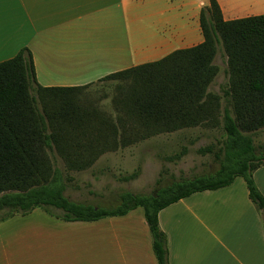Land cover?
Listing matches in <instances>:
<instances>
[{
    "label": "trees",
    "instance_id": "obj_1",
    "mask_svg": "<svg viewBox=\"0 0 264 264\" xmlns=\"http://www.w3.org/2000/svg\"><path fill=\"white\" fill-rule=\"evenodd\" d=\"M199 24L201 43L81 86H40L26 47L1 61L0 222L34 209L63 221H95L141 208L156 261L169 264L160 210L242 177L264 227V196L253 179L264 165V144L256 145L251 135L264 128V14L224 20L217 0H209ZM217 55L224 58L227 80L214 91L220 72ZM98 88L104 91L101 98L109 99L107 107L100 106V97L89 96ZM194 127L222 131L216 147L196 150L213 156L219 164L215 173L174 182L149 195L123 192L119 203L107 208L64 195L67 172L90 168L104 153ZM186 152L183 146L164 159L175 163ZM139 172L137 167L120 180H134Z\"/></svg>",
    "mask_w": 264,
    "mask_h": 264
},
{
    "label": "crops",
    "instance_id": "obj_2",
    "mask_svg": "<svg viewBox=\"0 0 264 264\" xmlns=\"http://www.w3.org/2000/svg\"><path fill=\"white\" fill-rule=\"evenodd\" d=\"M208 2L0 0V62L26 47L40 86L85 85L201 43L199 14ZM217 2L224 20L264 14V0ZM253 179L264 196V165L253 172ZM139 209L95 221L48 220L56 229L85 234L67 238L66 242L78 250L86 243H95L99 250L97 254H59L44 262L158 264L143 210ZM19 221L10 219L8 225ZM158 223L167 236L169 264H264V227L242 177L166 206L158 213ZM11 231L8 242L13 256L7 259V255H0V264L5 259L6 264H18L20 240ZM6 240L4 248L8 247ZM19 264H26L23 251Z\"/></svg>",
    "mask_w": 264,
    "mask_h": 264
},
{
    "label": "rangeland",
    "instance_id": "obj_3",
    "mask_svg": "<svg viewBox=\"0 0 264 264\" xmlns=\"http://www.w3.org/2000/svg\"><path fill=\"white\" fill-rule=\"evenodd\" d=\"M215 63L219 65L220 72L212 89L219 91L227 80L224 72V58L217 55ZM107 90L110 93L112 92V88ZM96 92L99 93L96 94ZM96 92L93 91L89 96L91 95L93 98L100 97V106L107 107L109 99L101 98L104 91L98 88ZM222 135V131L219 129L209 130L203 127H194L170 134H160L125 149L104 153L90 168L84 171H70L65 174L69 180H66L67 185L64 195L74 202L107 208L117 205L123 192L149 195L174 182L192 179L195 176L213 174L218 170L219 164L212 155H200L196 150L206 145L216 147ZM251 135L256 145L264 144V128ZM183 146L187 148V152L180 160L172 163L164 159L167 155L179 152ZM57 161L59 165H62L60 158L57 157ZM137 167H139L140 172L136 179L130 181L120 180L121 176L132 173ZM157 180H159V183H156ZM53 211L56 213L61 212L57 209H53ZM13 218H20V221L12 223V225H16L15 227H11L12 225L9 227L8 222ZM53 218L45 211L35 209L27 215H15L1 221L0 255H7V259L9 257L11 259L13 256V250L10 251L11 246L8 242L11 230H13L11 234L18 236L20 240L18 242V264L22 251L26 253V264H48L44 261H51V259L53 261L54 258L62 254L67 256V254L79 253L80 251H87L85 254L98 253L97 250L99 249L98 246H95V243H86L82 250H78V246H75V244L67 243L68 237L73 238L81 235L83 237L85 234H75L67 228L56 229L48 222ZM4 229H6V232L2 231ZM4 239H7L5 242L7 248H4ZM2 263L6 264V259Z\"/></svg>",
    "mask_w": 264,
    "mask_h": 264
}]
</instances>
